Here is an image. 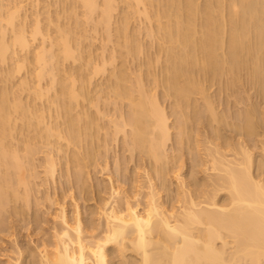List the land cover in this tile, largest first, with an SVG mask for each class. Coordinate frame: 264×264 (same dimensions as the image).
I'll return each instance as SVG.
<instances>
[{
	"label": "bare ground",
	"instance_id": "obj_1",
	"mask_svg": "<svg viewBox=\"0 0 264 264\" xmlns=\"http://www.w3.org/2000/svg\"><path fill=\"white\" fill-rule=\"evenodd\" d=\"M79 1L86 8L87 20L90 18L92 19L93 15H96V11L102 7L101 12L99 11L101 18H99L100 20L98 19L99 22L96 21L97 24L94 26L98 28L99 23H102L104 26L110 28V30L108 29V41H111L110 38L112 37L111 31L113 26H110V23H113L111 21H113L112 19L115 17L114 13L119 4H116L118 1ZM124 1L134 10V13L143 15L142 17L145 16L150 25V30L148 32H150L153 39H155V37L157 38L159 35L162 36V38L160 37L162 40L160 47H162L161 52H163L162 49H164L166 53L164 57V62L166 63H163L165 65V67L163 65L165 70L162 74V80H159V78L155 80L156 85L154 84V87H152L154 89L155 86L158 87L162 85L165 90H168V92L166 91L167 95H170L169 92H171V95L176 97L177 111H181L180 113L182 116V118L179 119L181 123L179 120V123L177 122V124L181 125V130L178 132L181 133V141H183L187 135L189 136V134L185 135L184 133V126L187 122H185L187 114L183 111L184 107H186L185 105L189 104V106H191L192 104L195 106L192 102V95L200 92L204 94L203 98H205L207 92L204 89L205 87L203 88L201 81L199 82V80L196 79L195 73H197L196 70H198V67L201 69H199L200 71L203 70L202 72H205L204 74H208L209 76L215 75L216 77H218L219 74H223L224 72L227 74L226 72L230 71L231 75L228 74V76L230 75L231 77L229 76L230 81L227 82L229 84L228 86H230L231 81L235 84V81L241 77L239 76L237 78L238 74L240 75L243 72V68L247 67L249 68V72L251 69V80L257 84L256 86L258 88H262L264 91V0H228V2L225 0H218L217 3L215 2L217 0H206L207 2L204 1L206 2L204 5L198 3L196 0H168L167 4L164 3L163 0ZM161 1L164 6V8H162L163 10H161V6H159ZM224 3H228V7L227 5L224 6ZM156 4H159L158 8L161 12L157 8L158 12L155 14L152 13V9ZM165 4L167 5L166 7ZM24 7L23 4L15 0H10L6 4L5 0L4 2L0 0V63H6L8 61L7 64H11L10 62L15 58L16 61L19 58L18 56H14L16 46H20L23 50L28 49L32 44L30 43L29 36L31 37L33 35L35 38H37L38 35L39 37L42 36L41 46L33 55L36 59L35 62L38 64V72L36 75L38 76L37 81H39V86L34 89V92H31L32 88L29 90L26 88H29L31 85V81H28L29 79L23 81L24 84L22 85L24 87L26 86L25 88L29 91V94L35 93L36 96L41 97L40 99L44 96L49 97L51 104H56L59 117L62 116L65 118V127H62L63 125L60 126L59 123H52L51 125V121L49 124L45 125L44 123L48 120H46L47 115H44L46 113H39V110H37L38 108L36 107V109L35 106L33 107L34 104L31 105V103H28L32 102L29 98H27L26 101V99L24 100L21 97L23 94L18 93L19 90L16 91L10 85L8 88L6 84L2 85L5 87L4 91L2 90L3 92L1 91L0 93V210L4 206H7L11 200H17L21 198L22 195V198L28 197L29 180L27 181V177L24 173L28 169H26L27 166H33L31 165L32 160L29 158L35 150L31 146L26 147L25 145L26 155L22 156L23 153L21 154L20 152H22L21 148L23 145L22 147L19 146L20 148L15 147V144H12L9 140L10 138L13 139V136L18 133H14L18 130H15L18 126V124H16L17 119L14 118L16 115V118H19L22 122L24 121L21 123L23 125L26 124V128L32 127L29 129L35 131V133L37 130L38 136L44 134L42 138L47 136L50 137V135L51 137L56 136L59 141L60 138L66 139L69 145L73 144L72 146H76L85 140L86 145H88L95 137L92 132L96 126H94V116L85 111L87 108L83 110L81 107L80 110L83 111H78L80 106L77 105L80 103V96H90V92L88 94L85 86L77 88V69L75 70L77 76L74 75L75 73H69L71 76L74 75L71 78L68 72L65 71V73L67 72V75H65L66 77L63 75L61 79L59 78L63 74L60 70H65L62 69L63 62L70 59L74 60L75 57L78 59V57L81 56L79 52L78 56L76 55V50L80 43L76 29L58 24V36L56 38L54 37L55 39H50L48 41L50 44H48L47 37L49 38L50 35L47 34L48 32H44L47 28H42L43 25L40 24L42 21L39 17L35 18V25L32 27L33 29L31 31L32 35L29 33L27 28L28 14L26 15V13L23 12ZM199 16L201 21L197 20ZM164 17H166V19ZM51 18L49 17L48 20L50 21ZM126 18L127 17H125V19ZM162 18L166 21L163 22ZM94 19L92 21H94ZM122 19L123 20L120 19L122 22H118L119 27L117 26L118 30L116 27L117 32L115 35L118 34L119 38L121 36L123 38L126 37V40L125 42L124 40L122 42L119 41L121 43L119 44V48L122 49L124 47V53L130 55L132 53L135 54L136 51L138 53L140 51H138V49H140L142 45L137 44L136 39H132V34L130 35V33H128L130 36L127 34L128 29L126 27L128 26H126L127 23L124 22L127 19ZM153 19L157 22V24H155L158 29H156V32L154 28L155 25L152 23ZM198 21H200L201 25L198 24ZM77 24L79 25V21ZM224 29L227 30V32H225L227 35L226 38L224 37ZM73 44L77 46L74 47L76 49H73ZM122 44L124 45L122 46ZM120 45L122 47H120ZM118 50H116V53L118 52L119 54L120 50ZM113 52L115 53V50ZM81 53L83 54V52ZM114 53L110 55V63H113V61L114 63L116 62L117 54ZM121 53L124 55L122 50ZM118 56L120 57V54ZM28 57L26 56L24 60H27ZM105 58L104 64L107 63V61H105L107 59ZM25 62L26 61L23 63L24 65ZM89 62L92 64L91 60ZM104 64L102 65L103 67L97 65L92 68H94V71L97 73L100 69H105L106 66H104ZM13 65L14 64H12V66ZM20 68L21 66H19V69ZM13 70L15 72L14 68ZM239 70L242 72L240 73ZM72 71L75 72L74 70ZM14 72L11 71V74L13 73L12 76H15ZM113 72L112 75H114L115 78L112 77L115 79V82H112L114 83L112 84L111 81H109L111 84L108 86L112 85L113 87V89L110 87V91H114L117 99H119V97L129 99V114L125 117L124 113H121L119 117L120 121L115 117V119L111 121L114 123L115 132L118 133L120 130H126L125 127L130 126V148L132 150H144L147 155L151 156L157 162H160L166 156L164 155V151L169 139L171 140L172 137L170 114L166 111L165 105H162L161 100L158 99V94H153L154 92L152 93V91L149 93V89L143 86L145 85L142 83L143 75L141 76L140 73L137 76L135 75L137 78L139 76L138 81L135 78L137 85L136 82H133L135 87L137 86V88H135L137 90L135 91L134 86H131L133 84H128L130 80H128L129 78L127 79L124 69L119 72ZM47 75L50 76L51 84L47 86L49 89L45 87L44 89L47 90L43 91L41 81ZM9 76H11L10 73ZM3 78L4 83L8 81V78ZM235 78L237 79L235 80ZM78 80H80V78ZM0 81L2 80L0 79ZM34 83L36 84L38 82ZM58 84L61 85L60 89H57L59 92L51 96L49 92H51L52 89L56 90L55 87ZM32 85L31 87H33ZM129 87H132L134 91ZM10 88H13L15 91L13 90L12 93L9 90ZM21 89L23 90V88ZM207 96L208 95H206L207 101L205 100L206 109L211 111L212 117L220 121L222 116H218L216 110L214 111L215 105L213 106L212 101ZM47 97H45V99H47ZM51 104L49 105L51 106ZM75 107L77 108V112H74ZM116 108L118 111L117 106ZM35 111L38 112V114H36ZM117 111H115V113ZM121 111L122 110H120V112ZM242 114L245 117V121L244 125H239L241 126L239 128H241L243 132L251 135L253 133L252 131H254V128L257 126V121L255 122L257 117H254L256 112L253 114L251 109H247L245 110V114ZM188 115L190 116L189 113ZM197 115L199 116V114ZM57 122L58 121H55V123ZM179 125L177 126L178 128ZM22 129H24V127ZM20 130L19 125V131ZM22 140L24 141V139ZM18 141L20 142L21 140ZM19 142L16 144L18 145ZM24 142L27 143L26 140ZM216 142L215 145L210 141V145H214V150H212V146V149L208 148V154L212 151V155H209L211 157L209 159V161L211 160V169H213L212 172L216 173L214 175L216 177L213 176V179L212 177L210 178L213 181L212 189H209L211 192L208 190L209 193H195L192 186L198 183V179L195 177L194 180L188 182V177H185L181 173V170L177 173V177H179L181 181L178 195L180 201L182 200V205L178 208H169L160 201V189H158L156 177H154L152 173H148L147 176L149 179L147 181L148 183L146 182V188L148 190H146L147 192L145 191L147 200L144 208H141L142 204L139 200L133 202L131 196L121 198L118 188L114 187L111 197L106 201L105 207H103V215L107 226L104 232H101L99 235H94V233L88 234V231L86 232V226L78 207V211L77 213L75 212L76 215L73 221H71L72 219L69 218L67 208L62 204L60 205V212H58L62 226L58 233L56 231L57 237L55 236L56 240L54 239L55 241L53 242L54 248L52 246V249L51 246H49L52 243L44 244V242L42 244L43 246H41L42 248H40V256L37 263L111 264V251L109 245L115 244L118 253H125L126 249H131L134 253H137V256L139 255V257H137L139 259L136 258L135 261H133L134 259H125L126 261L124 260V264H264V176L252 172V166L254 164L253 151L246 143H241L239 146V154L242 156L237 155V157L228 158L229 154L227 153L226 155V151L223 153L221 151L223 148L219 147V144ZM90 145L89 143V146ZM62 146L59 147L60 149L57 146L56 153L57 150L60 154L63 152ZM64 152H66V149ZM88 152L89 150H87V153ZM53 153H55V149L49 152L46 158L45 171L46 174L50 176H53V174L55 175V171L57 170L56 165L58 164L55 158L57 157L55 155L56 153L54 154L55 156ZM65 154L63 158L66 157ZM73 158H75V161L78 160L79 166L82 165L81 168H78L79 171L82 172L80 169L84 167V161H82L83 157H80V153L77 151V154L74 153ZM60 159L61 158L58 160L60 161ZM184 164L185 163L182 162L179 167L183 169L185 166ZM80 172L79 176L83 173ZM22 185L26 187L27 194H25V196L23 193L19 192L20 186ZM219 191H226L228 199L220 201L216 198ZM2 211H0V217ZM20 255L22 254L20 253ZM21 257L23 256H17L15 262H13L14 260H10L7 264H11V262H13L12 264H23Z\"/></svg>",
	"mask_w": 264,
	"mask_h": 264
},
{
	"label": "rangeland",
	"instance_id": "obj_2",
	"mask_svg": "<svg viewBox=\"0 0 264 264\" xmlns=\"http://www.w3.org/2000/svg\"><path fill=\"white\" fill-rule=\"evenodd\" d=\"M8 1L10 0H5V4ZM15 1H18L25 6L23 8V12L26 13V15L28 14L27 28L31 35V31L33 29L32 27H34L35 25V18L39 17L41 19L42 23L40 24L43 25L42 28L46 27L48 29L47 30L45 28L47 31L44 30V32H48L47 34L50 35L49 38L47 37L48 44H50L48 42L50 39H53L54 37L56 38L58 36V24L70 26V28L73 27V29H76L78 33L77 35L79 36L78 38L81 41L79 40V47L74 46L73 44V49H76L74 47H77L79 50H76V55L78 56L79 52V55L81 56H79L78 59L75 57V59L73 58L74 60L70 59L63 62L62 69L65 70H60L63 74H60L61 76L59 75V78L61 79L63 75H67V72L68 74L75 73L74 75H76L75 70L77 69V88L85 86L88 94L90 92V96H80V103L79 105H77L80 106L78 111H83L85 110L84 108H87L85 111L88 114H92L94 116V126L96 125L94 129H96H93L92 131L95 137L92 139V142H89L91 144L90 146L88 141V145H86V140L81 142L82 144L79 143L76 146H72L73 144L69 145L66 139L64 140L60 138L59 141L56 136L51 137L50 135V137L47 136L42 138L44 134L42 136L41 134L40 136H38L37 130L35 133V131L30 130L32 127L26 128V124H22L24 121L22 122V120L16 118L17 115L14 117L15 119H17L16 124H18V126L16 125L17 127L15 126V130H18H16V132L14 133H18L13 136V139L10 138L9 140L12 144H15V147H22L23 145V147L21 148L22 152H20L21 154L23 153L22 156L26 155L25 145L26 147L31 146L35 151L29 158L32 160L31 165L33 166H27L26 169H28L27 171H25L26 174L24 173V175H26L27 177V181L29 180L28 197L22 198V195V197L17 200L13 198L14 200H11L9 204L6 203L7 206H4L5 208L3 207L0 210H3L0 217V264H7V262L10 260H14L13 262H15L17 256H23L21 257L23 264H38L37 261H39L38 259L40 256V248H42L41 246H43L42 244L44 242V244L52 243L49 246H51V248L53 246L54 248L53 242L56 240V231L58 233V231H60V227L62 226L60 222L61 218L58 216V212H60L59 209L61 208L60 205L62 204L67 208L69 218L72 219H70L71 221H73L78 211V207L81 211L82 219L86 226V232L88 231V234L94 233V235H99L101 232L103 233L107 226L105 217L103 215V207H105L106 201H108L111 197V193L114 187L118 188L121 198H124L125 196H131L133 202H137L139 200L142 204L141 208H144L147 200L146 190L148 189L146 187L148 183L147 181L149 179L147 176L148 173H152V175L156 177L155 179L158 183V189H160V201H162L165 206L169 208H178L180 207V205H182V200L180 201L178 195L180 191L181 181L179 180V177H177V173H179L181 170V173L185 177H188V182L194 180L195 177L198 179V183H195L192 186V189L195 193H209V189H212L213 185V176L216 174L215 172H212L213 169H211V160L209 161V159L211 158L210 156L212 155V151H210V154H208V150L211 148V146L212 148L214 147V145H210V141L212 142V144H215V142L217 141L216 143L219 144V147L223 148L224 150L221 151L223 153L226 151V155L227 153L229 154L228 158H233L237 157V155H241L239 154V146L241 143H246V145H248L253 151L252 153L254 164L252 166V172L254 174H261L264 176V91L262 88H258L256 86L257 84L253 80H251V69L250 72L249 68L247 67L243 68V72L239 70L240 73H242L240 75L238 74L237 78L239 76L241 77L238 79L235 78V80L237 79V82L234 80V84L231 81L230 86H228L229 84L227 82L230 81L231 77L230 71L226 72L227 74H225L224 72V75L219 74V76L216 77L215 75L209 76L208 74H204L205 72H202L203 70L200 71L201 69L198 67V70H200H196V72L198 73H195L196 79H198L199 82L201 81V83L203 84V88L205 87L204 89L207 92L205 91V98H203L204 94L200 92L192 95V99L195 101L194 102L192 100V102L195 106H193L192 104L191 106L193 107L189 106V104L185 105L186 107H184L183 111L186 112L188 120H185V122H187L184 126V133L185 135L189 134V136L187 135L185 139L181 141V133H178L181 130V125L177 124V122L179 123V119H181L182 116L180 113L181 111H177V101H175L177 100L175 99L176 97L174 95L172 96L171 92H169L170 95H167L168 90H165L162 85L158 87L155 86L156 90L155 88L153 89L155 80H158V78L160 80L163 77L162 74L165 70V68H163V63H166L164 62L166 53L164 52V49H162L164 53L161 52L162 47H160V44H162V40L160 39V37L162 38V36L159 35L157 38L155 37V39H153V37L150 35V32H148L150 30V25L145 16L142 17L143 15L134 13V10L126 3V1L117 0L118 2L116 1V4L119 3V7L117 6V13H114L115 17L113 16V21H111L113 23H110V26H113V29L111 28V41H108V32L110 28L104 26L102 23H99L98 28L94 26L97 24L96 21L99 22L98 19L101 18V6V9L99 8L98 11H96V15L94 14L93 18H90L91 20L88 19V21L86 18V8L79 0ZM167 1L168 0H166L165 2V0H163V2L166 4ZM196 1L204 5V3H206L207 1L215 0ZM225 1L228 2V0ZM163 2L161 1L162 5L158 4L159 6H161V10H163L162 8H164ZM215 2L217 3L218 0ZM166 4L165 7L167 6ZM227 4L228 3H224V6ZM158 5L156 4L157 7H153L152 13L156 14L158 12ZM49 17L53 18H51L52 21L51 19L50 21L48 20ZM125 17H127V20L125 19ZM122 18L126 20L124 22L127 23L126 26H128L126 27L128 29L127 34H132V39H136L137 44L142 45L141 47L139 46L140 49H138V51H140L138 53L136 51L135 54L137 55L133 53V55L124 53V47L122 49L119 48V44H121L119 41L122 42L124 40L125 42L126 40V37L123 38L121 36V39V37H118V34L115 35V33L117 32L116 27L120 22H122ZM164 18L166 19V17ZM164 18H162L163 22L166 21ZM93 19L94 21H92ZM154 19L152 22L154 23L153 25L157 24ZM77 20L79 21V25L77 24ZM197 20L201 21L200 16L199 18L197 17ZM200 21H198V24H200ZM18 22L20 24L19 20ZM156 26L157 25L154 26L155 32L157 29ZM225 32H227V30L224 31V37L226 38L227 35ZM40 37L39 35L37 38H35L33 35L31 37L29 36L31 41L30 43L32 44L28 49L23 50L20 46H16L17 49L15 48L16 52L14 53V56L19 57V60H16L19 63L15 61L16 58L13 59L14 62L12 60V62H10L9 60L11 64H7L8 61L6 63H0V68L3 69H0V77L2 76L0 78L2 80L0 81V93L2 90L4 91L5 86L2 85L6 84L7 88L10 85L16 91L19 90L20 92L18 91V93L23 94V96L21 94L20 95L24 100L26 99L27 101V98H29L32 102L28 103H31V105L34 104L33 107H37L38 109H36L39 110V113H46L44 115H47L46 120H48L46 123H44L45 125L49 124L51 121V125L52 123H59L60 126L63 125L62 127H65V118L62 116H60L61 118L59 117L58 111L56 109V104H51L49 97L44 96L42 97V99H40V96H36L35 93L29 94L28 91L32 88L31 92H34V89L39 86V81H37L38 76L36 75L38 72V64L37 62H35L36 59L33 55L34 52H36L41 46L42 36ZM123 45L124 44H122V46ZM122 46L120 45V47ZM118 49H121L123 51V54L127 55H122L120 50L119 57L118 52L116 53V50ZM114 50L117 54V59L115 63L114 61L113 63H110V55L114 53ZM80 51L83 52V54ZM26 56L28 57V59L24 60ZM103 57H106L105 59H107L105 60L107 61V63L105 64L103 63ZM90 60L92 64H90ZM24 61H26L25 65L23 64ZM88 62L91 66L88 64ZM12 64L14 65L12 66ZM103 64L104 66H106L104 69L105 71L100 69V71L96 73L94 71V68H92L93 66H102ZM19 66H21V68L23 69H19ZM6 68L10 70H7ZM13 68L15 69L16 73L14 72ZM71 68L75 72H73ZM123 69L127 76V79L129 78L128 80H130L128 83L129 85L133 84V82H136L137 85L139 76L138 78L136 76L139 75V73L141 76L143 75L142 83L145 84L143 86L149 89V93L150 91H152V93L154 92L153 94H158V99L161 100L162 105H165L164 107H166V111L170 114L172 137L171 140L169 139V142L167 143L164 151V155H166L167 157L165 156L164 159H162L160 162H157L151 156L147 155L144 150H132L130 148V126H126V130H120V132L118 131V133H116L114 123L111 122L115 118H118V120L120 121L119 117L121 113H124L125 117L129 114V99H123L120 97L119 99H117L114 91H110V87L113 89L112 85L108 86L112 82H115V76L112 75L114 73L113 71L119 72ZM69 70H71L72 72ZM11 71L14 72L15 76H12L13 73L11 74ZM65 71L67 72L65 73ZM9 73L11 76H9ZM70 74L69 76H71ZM228 74H230V77L228 76ZM74 75H72L71 78ZM3 77H5L6 79L8 78V81L4 83ZM79 78L80 80H78ZM135 78L137 79V81ZM26 79H29L28 81H31V85L34 84L32 85L33 87H31L30 85L29 88L25 86L28 90H26V88L22 85L24 84L23 81H26ZM109 81H111V83ZM34 82L38 83L35 84ZM41 82L43 84L42 85L40 83L43 91L49 89V87L47 88V86L51 84L50 76H45V78ZM59 85L60 84L55 87L56 90L50 88L52 89L51 92H49L51 93V96H54V94H57V92H59L58 90L61 87V85ZM131 86H134L135 91L137 90L135 89L137 88V86L135 87L134 84ZM45 87L47 89H44ZM13 88H10L9 90L12 92L14 90ZM21 88H23V90ZM130 89L132 90V87ZM53 91L56 93H54ZM206 95H208L207 97L212 101L213 106L215 105L214 111L216 110L218 116H222V119L224 120L221 119L219 121L215 119L214 117H212L211 111L206 109ZM87 96L90 98H88ZM45 97H47L48 101L47 99H45ZM49 104H51V106ZM116 106L118 107V111L116 110ZM76 107L74 109L75 111L73 110L74 112H77L78 107ZM81 107L83 110H80ZM247 109H251L253 114H255L256 112L254 117H257L255 120V122L257 121V126L255 127L256 129L254 128V131H252L253 133L251 135L243 132V130L239 128L244 125L245 117L242 113L245 114V110ZM120 110L122 111L120 112ZM115 111L117 112L115 113ZM195 111L197 112V114H199V116ZM38 112H36V114H38ZM187 112L190 114V116ZM117 113L119 114V116ZM55 121L58 122L55 123ZM17 122H19L20 124ZM19 125L21 129L20 131ZM178 125L179 128L177 127ZM23 127L24 129H22ZM22 139H24V141L26 140L27 143H25ZM18 140L21 141L19 142ZM17 142H19L18 145L16 144ZM59 144L60 146H62L63 144V152L66 149V152H64V154L66 153L65 156L67 158H63V152H61L60 154L58 153V150L57 153L59 156L57 155L56 148L57 146L58 148L60 147ZM53 149H55L56 154L53 153V155L55 154L57 156L55 158L57 159L58 164L56 165L57 170L55 171V175L53 174V176H50L46 174L45 171L46 158L47 154ZM87 150H89L91 154L89 152L87 153ZM212 150H214V148ZM77 151L80 153V157H83L82 161H84V164L82 161L81 163L84 165V167L83 169H80L83 173L78 169L79 167L81 168L82 165L79 166L78 160L75 161V158H73L74 153L77 154ZM59 158H61L60 161L58 160ZM67 159L69 162L67 161ZM182 162L185 163L183 169L179 167L181 166L180 164ZM78 171L82 173L83 176L81 174L79 176ZM211 177L212 179H210ZM139 191L141 192V195ZM19 192L23 193L25 196V194H27L26 187L23 185L20 186ZM227 197L228 194L226 191H219V194H217L216 196V198H218L220 201L228 199ZM109 248L111 251V264H124V262L128 259H134L133 261H135V259L139 257V255L137 256V253H134L131 249H126V254L124 252V254L120 252L118 253L117 246L115 244H110ZM20 253L22 255H20ZM13 262H11V264Z\"/></svg>",
	"mask_w": 264,
	"mask_h": 264
}]
</instances>
